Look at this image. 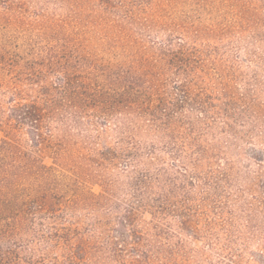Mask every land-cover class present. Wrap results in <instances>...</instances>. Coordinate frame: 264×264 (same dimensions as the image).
Wrapping results in <instances>:
<instances>
[{
    "label": "rangeland",
    "instance_id": "obj_1",
    "mask_svg": "<svg viewBox=\"0 0 264 264\" xmlns=\"http://www.w3.org/2000/svg\"><path fill=\"white\" fill-rule=\"evenodd\" d=\"M0 264H264V0H0Z\"/></svg>",
    "mask_w": 264,
    "mask_h": 264
}]
</instances>
